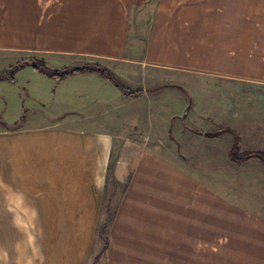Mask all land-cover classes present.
Returning <instances> with one entry per match:
<instances>
[{"label": "crops", "instance_id": "obj_1", "mask_svg": "<svg viewBox=\"0 0 264 264\" xmlns=\"http://www.w3.org/2000/svg\"><path fill=\"white\" fill-rule=\"evenodd\" d=\"M222 1L0 0V51L82 58L57 69L99 61L115 73L110 62L133 59L263 83L264 5ZM136 42H143L138 52L130 47ZM20 70L18 80L0 84L15 98L22 86L31 105H109L122 93L94 72L56 81L31 65ZM50 122L0 124V264H86L116 186L122 195L105 240L108 264H190L194 255L193 264H203L205 251L222 249L227 227L241 218L255 224L187 165L135 141L122 140L114 152L117 135L105 128Z\"/></svg>", "mask_w": 264, "mask_h": 264}, {"label": "rangeland", "instance_id": "obj_2", "mask_svg": "<svg viewBox=\"0 0 264 264\" xmlns=\"http://www.w3.org/2000/svg\"><path fill=\"white\" fill-rule=\"evenodd\" d=\"M247 1L223 0L222 4L247 5ZM254 2L255 5H264V0ZM135 27L137 29L138 26ZM142 43H132L130 47L138 52ZM36 58L44 57L0 51V71L7 72L22 60ZM44 59L51 68L82 61V58L71 55ZM137 62L140 61L110 62L109 66L119 81L125 87L141 89L142 94L128 97L120 93L111 99L109 105H61L57 108L54 103L50 106L31 105L28 99L24 100L28 97L22 86L19 87L20 98H15L5 95L8 90L0 84V124L7 125L15 120L20 123L28 119L32 124H50L52 121L65 126L105 128L117 135L114 152L122 140L128 143L135 141L162 159L170 161L172 158L180 165H187L210 190L219 189L224 199H229L228 202L251 214L255 220V224H251L252 219L241 218L232 231L227 227L222 249L205 251L207 257L203 264H264L263 167L254 159L244 164H233L228 160L227 149L232 141L230 132L205 136L192 130L193 127L202 132L232 129L238 133L241 151H264V82L251 83L192 71L163 70ZM20 69L14 72V81L18 80ZM73 108L76 109L73 111ZM49 111H55V116L48 117ZM22 115H25L23 120ZM96 116L101 120H90ZM121 192L122 186H116L112 196L109 192L107 194L98 223L99 234L86 264H108L105 240L111 214L117 210ZM26 236L31 243L37 240L36 234ZM189 260L190 264L197 261L195 255Z\"/></svg>", "mask_w": 264, "mask_h": 264}, {"label": "trees", "instance_id": "obj_3", "mask_svg": "<svg viewBox=\"0 0 264 264\" xmlns=\"http://www.w3.org/2000/svg\"><path fill=\"white\" fill-rule=\"evenodd\" d=\"M24 65H31V67L37 71L41 72L42 74L46 75L49 78H52L56 81H60L67 76L70 75H80L84 72H94L99 74L101 77H104L108 79L116 88L120 90L124 95L128 97H136L142 94L141 89H131L128 87H125L118 79V77L107 67L96 63V62H88L81 65H75V66H64L61 68H51L47 66V62L44 58H36L31 60H22L15 65H13L7 72L1 71L0 72V82L2 81H8L13 82V74L15 71H17L20 68H23ZM160 88V87H159ZM22 120L25 118V115L21 116ZM24 121L17 123L15 122L14 125L6 126L7 128L13 129L16 128L19 124L23 123ZM193 131L197 133H202L205 136H213L216 134H220L222 132H230L232 134V142L228 148V158L230 161L236 164H243L249 160H256L258 161L264 168V152L263 151H241L240 150V138L238 136V133L232 129H218L216 131L211 132H202L201 130L197 128H192ZM111 160H113V155ZM113 218V213L111 214V220ZM100 230V224L97 228L96 236L99 234Z\"/></svg>", "mask_w": 264, "mask_h": 264}]
</instances>
